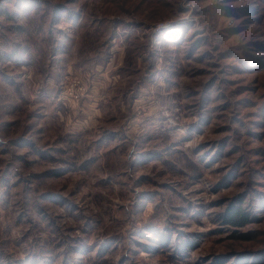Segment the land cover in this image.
Wrapping results in <instances>:
<instances>
[{
    "label": "rangeland",
    "instance_id": "1",
    "mask_svg": "<svg viewBox=\"0 0 264 264\" xmlns=\"http://www.w3.org/2000/svg\"><path fill=\"white\" fill-rule=\"evenodd\" d=\"M0 264H264V0H0Z\"/></svg>",
    "mask_w": 264,
    "mask_h": 264
},
{
    "label": "trees",
    "instance_id": "2",
    "mask_svg": "<svg viewBox=\"0 0 264 264\" xmlns=\"http://www.w3.org/2000/svg\"><path fill=\"white\" fill-rule=\"evenodd\" d=\"M233 226L240 227L244 226L249 221V213H247L240 206L237 207L235 204L230 205L226 213L223 214V219Z\"/></svg>",
    "mask_w": 264,
    "mask_h": 264
},
{
    "label": "clouds",
    "instance_id": "3",
    "mask_svg": "<svg viewBox=\"0 0 264 264\" xmlns=\"http://www.w3.org/2000/svg\"><path fill=\"white\" fill-rule=\"evenodd\" d=\"M215 2L221 6L225 4V0H215Z\"/></svg>",
    "mask_w": 264,
    "mask_h": 264
}]
</instances>
